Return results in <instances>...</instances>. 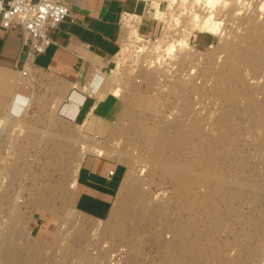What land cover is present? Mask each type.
<instances>
[{
	"label": "rangeland",
	"instance_id": "1",
	"mask_svg": "<svg viewBox=\"0 0 264 264\" xmlns=\"http://www.w3.org/2000/svg\"><path fill=\"white\" fill-rule=\"evenodd\" d=\"M237 1L215 10L221 36L166 2L149 40L125 19L107 75L125 105L103 142L54 104L0 102V264H264V0ZM88 151L127 170L100 222L68 202Z\"/></svg>",
	"mask_w": 264,
	"mask_h": 264
},
{
	"label": "crops",
	"instance_id": "2",
	"mask_svg": "<svg viewBox=\"0 0 264 264\" xmlns=\"http://www.w3.org/2000/svg\"><path fill=\"white\" fill-rule=\"evenodd\" d=\"M66 2L72 17L57 26L45 52L27 63L21 33L0 29V102L12 117L23 115L33 101L54 104L61 119L79 128L84 136L103 142L113 133L125 105L111 91L112 82L107 77L128 35L122 17L133 16L136 34L153 38L160 28L165 1ZM200 38H205L206 44L211 39L200 34L191 42L199 45ZM25 70L26 75L21 76ZM126 172L124 164L104 154L86 152L74 173L70 209L98 222L107 219Z\"/></svg>",
	"mask_w": 264,
	"mask_h": 264
},
{
	"label": "built area",
	"instance_id": "3",
	"mask_svg": "<svg viewBox=\"0 0 264 264\" xmlns=\"http://www.w3.org/2000/svg\"><path fill=\"white\" fill-rule=\"evenodd\" d=\"M70 17L66 0H0V29H17L21 33L26 63L45 52L52 44L51 34ZM124 19H129L134 28L133 16L124 14L122 22ZM25 75L26 70L21 73V76Z\"/></svg>",
	"mask_w": 264,
	"mask_h": 264
},
{
	"label": "bare ground",
	"instance_id": "4",
	"mask_svg": "<svg viewBox=\"0 0 264 264\" xmlns=\"http://www.w3.org/2000/svg\"><path fill=\"white\" fill-rule=\"evenodd\" d=\"M163 1H165L167 3V6H174V8L181 7V8H185L186 10L190 11L189 13L191 15V19L193 22L191 24L192 26L190 27L191 29L189 28L190 30H196L198 32L209 33L210 35L212 34V35H216V36H221L223 34L222 30L220 28L221 27L220 22L216 21L215 15H214L215 10L218 8V5H220V3H221L220 0H163ZM126 20H129V19H126ZM124 22H125V19L123 20V23ZM250 25H251V22H250ZM188 34L189 33H187L186 36H184L182 39H180L181 41L178 42V46L183 47L182 49H184V47L188 48V44H187V38H189L187 36ZM144 41H146V40H144ZM173 47L174 46L170 45L166 49L168 51V53L170 51H172ZM101 152L103 153V151H101ZM102 153H100V154H102ZM133 189L134 188H130L128 190V192L130 190L132 191ZM122 197H123V194L121 193L120 194V200ZM128 203H129V200H128ZM128 203H127V205H128ZM6 243H7V241L5 242L4 245H6V247L8 249V243L7 244ZM6 256H7V254H6Z\"/></svg>",
	"mask_w": 264,
	"mask_h": 264
}]
</instances>
